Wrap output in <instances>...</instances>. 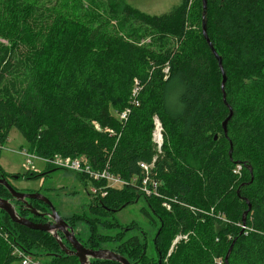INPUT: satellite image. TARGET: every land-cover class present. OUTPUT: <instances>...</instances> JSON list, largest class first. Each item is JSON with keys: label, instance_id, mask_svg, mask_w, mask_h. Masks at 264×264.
<instances>
[{"label": "trees", "instance_id": "16d2710c", "mask_svg": "<svg viewBox=\"0 0 264 264\" xmlns=\"http://www.w3.org/2000/svg\"><path fill=\"white\" fill-rule=\"evenodd\" d=\"M68 2L0 0V151L15 128L29 154L84 156L93 169L107 167L128 181L140 176L139 162L154 159L160 198L140 194L132 182L103 189L77 173L96 189L87 193L92 216L70 218L86 222L83 244L91 249L110 242L131 264H225L231 246L228 264H264V0H206L225 102L202 34L201 0H182L160 15L112 0H87L88 12L79 15ZM154 116L162 124L159 151ZM10 176L0 166V177ZM0 197L10 199L2 185ZM139 197L149 235L136 222L125 228L108 218ZM12 203L20 216L30 214ZM177 236L185 238L172 247ZM14 246L37 259L38 249L49 258L41 264H79L50 233L14 224L0 210V264L17 259Z\"/></svg>", "mask_w": 264, "mask_h": 264}, {"label": "rangeland", "instance_id": "374dc122", "mask_svg": "<svg viewBox=\"0 0 264 264\" xmlns=\"http://www.w3.org/2000/svg\"><path fill=\"white\" fill-rule=\"evenodd\" d=\"M116 2L117 8L122 4H128L144 13L150 15H160L167 12H172L178 8L182 0H112ZM73 12L84 15L88 12L87 0H69ZM69 5V4H68ZM27 142L17 129L11 128L7 140L0 151V166L10 177H6L9 184L18 192L33 193L38 192L48 198L58 214L66 221L71 222L75 237L83 243L87 242L90 231L85 221L79 219L71 221L70 218L75 214L77 216H92L93 199L87 193L90 192V184L85 182L76 172L64 169H53L52 165H46L41 157L28 156L26 152ZM47 158H53L49 156ZM29 162V163H28ZM26 172H34L38 175L29 177ZM45 173V174H43ZM42 174V175H41ZM34 207L45 210L46 206L43 203L32 202ZM141 208H146L143 197H139L134 203L126 205L117 212L108 215L109 219L117 221L121 226H126L131 222H136L138 228L145 231L147 235L153 233L150 229V219L140 212ZM28 219H33L32 214L23 213ZM97 230L103 233H115L117 228H104L100 225ZM128 233H138L136 229ZM14 235H18L15 234ZM150 237V236H149ZM174 242V241H173ZM24 244V243H21ZM173 245V243H172ZM109 246H114L110 242L102 241L98 248L109 249ZM174 246V245H173ZM20 248L18 246H15ZM96 248V249H98ZM21 249V248H20ZM151 249L148 246V250ZM23 250V249H22ZM33 250V251H32ZM32 251L39 261L44 263L49 260L47 255L43 254L38 249L33 248ZM42 254V255H39ZM32 255V254H31ZM11 264H19L18 258Z\"/></svg>", "mask_w": 264, "mask_h": 264}, {"label": "water", "instance_id": "95a60500", "mask_svg": "<svg viewBox=\"0 0 264 264\" xmlns=\"http://www.w3.org/2000/svg\"><path fill=\"white\" fill-rule=\"evenodd\" d=\"M202 3V13H201V29L204 39L206 40L212 54L214 55L218 68L221 73V83L220 89L222 91L223 101L225 102V90L224 84L226 80V75L224 69L222 67L221 57L218 55L216 50L214 49L212 43L210 42L207 32H206V0H201ZM231 117V109L229 108V114L222 122V128L225 132L226 124L228 119ZM0 185H2L10 194V199H4L0 197V210L3 211L9 218V220L20 226L31 230H38L50 233L56 240L57 244L59 245L60 249L67 255H71L76 257L79 264H92L91 259L93 260H108L118 262L119 264H131L124 256L121 254L106 248H98V249H91L84 247L81 242L75 237L74 230L72 226H70L55 210L54 206L50 202L48 198L43 196L38 192L33 193H22L18 192L14 187H12L9 182L0 177ZM37 200L44 203L48 209V213H42L38 211L35 207H33L28 200ZM12 200L16 202H20L25 208L32 214L33 216L37 217H44L48 216L49 221L46 222H34L26 217L20 216L18 211L15 208V205L12 203ZM250 206L248 205V209ZM243 214V222L244 216ZM59 233L63 235L64 240L70 246V248L66 247L63 243L62 238L59 236ZM176 241L173 242V245ZM172 245V247H173ZM231 246L229 247L225 257L224 262L228 264L227 259L230 252Z\"/></svg>", "mask_w": 264, "mask_h": 264}, {"label": "built area", "instance_id": "2783aa9c", "mask_svg": "<svg viewBox=\"0 0 264 264\" xmlns=\"http://www.w3.org/2000/svg\"><path fill=\"white\" fill-rule=\"evenodd\" d=\"M120 118L125 117V113H122ZM152 142L155 145L157 151L160 150L162 144V124L157 116L153 117L152 121ZM28 156L36 157L32 154H29L27 151L25 152ZM41 159L46 165H52L54 168L64 169L74 171L78 174H83L88 176L91 180L95 182H102L104 185L101 188L105 187H115L121 188L127 185L129 182L135 184L137 191L146 196H154L157 198L162 197V194L159 191V181L155 178V176L151 175V170L153 169V161L151 162H139L138 167L140 169V176L134 177L130 181L124 180L119 176L112 174L107 167L102 169H93L88 164L86 158L84 156L78 157H60L55 156L53 158H39ZM29 163V162H28ZM240 169V166H236L233 170V173H237ZM95 187L90 188V192H95ZM170 201L175 202V199H171ZM172 202V203H173ZM162 207L166 210H170L171 204L166 200L162 201ZM179 238H185V236H177L174 241H177ZM13 253L15 254L16 258H18L19 264H41L39 259L33 257L32 255L26 253L20 248L14 246Z\"/></svg>", "mask_w": 264, "mask_h": 264}, {"label": "flooded vegetation", "instance_id": "af4514ba", "mask_svg": "<svg viewBox=\"0 0 264 264\" xmlns=\"http://www.w3.org/2000/svg\"><path fill=\"white\" fill-rule=\"evenodd\" d=\"M40 202V201H39ZM42 203V202H41ZM44 204V203H43ZM45 205V204H44ZM46 206V205H45ZM46 208H48L47 206H46ZM42 213H48L49 212V209L48 210H42L41 211ZM44 219V220H43ZM42 220H43V222H46V221H49L50 219H49V217L48 216H44V218H43ZM66 221V220H65ZM70 226H71V222L69 221H66ZM60 234V236L62 237V239H63V241H65L64 240V238H63V235L61 234V233H59ZM66 242V241H65ZM66 244H67V242H66ZM68 245V244H67ZM83 246L84 247H86V248H89L87 245H84L83 244ZM68 248H70V246L68 245Z\"/></svg>", "mask_w": 264, "mask_h": 264}]
</instances>
